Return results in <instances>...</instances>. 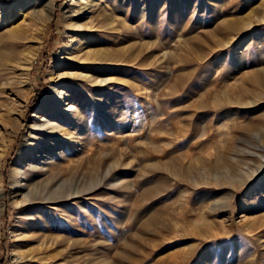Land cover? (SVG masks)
<instances>
[{
	"label": "rangeland",
	"instance_id": "obj_1",
	"mask_svg": "<svg viewBox=\"0 0 264 264\" xmlns=\"http://www.w3.org/2000/svg\"><path fill=\"white\" fill-rule=\"evenodd\" d=\"M7 50L0 264H264V0H0Z\"/></svg>",
	"mask_w": 264,
	"mask_h": 264
},
{
	"label": "bare ground",
	"instance_id": "obj_2",
	"mask_svg": "<svg viewBox=\"0 0 264 264\" xmlns=\"http://www.w3.org/2000/svg\"><path fill=\"white\" fill-rule=\"evenodd\" d=\"M12 33L13 32L9 33L10 38L15 35V34L13 35ZM25 54L26 53H21L20 51L16 52V51H10V50L0 52V75L3 73V71L8 70L10 62L15 59L12 63L14 65L13 67L14 68L16 67L20 71V75L24 74L25 75L24 77H26L27 70L30 68V65H31L30 61L33 58V55L29 56V55H25ZM58 57H59L58 60H60V61L67 60L69 58L63 49L58 54ZM88 57H89L88 55L85 56L84 60L89 59ZM6 59H7V61H5ZM0 80H1V78H0ZM19 83L20 84L23 83V77L20 79ZM56 84H59V83H56ZM56 84H53L47 90L45 97H44V101L48 100V103L51 106L61 107V103L63 101L65 92H63L61 89H59ZM7 91L18 93V92H16V90H14L12 87H10L9 83H6L3 80H1L0 81V107L2 106L4 108V113L2 114V117L4 119L6 118L9 120V118L11 117V115L13 113H16L17 111H20V110H18V104L16 103V101H14V99L11 98L12 94H9ZM5 125H6V123H4V126ZM41 132L46 134L47 136H55L54 134H57V132H58L57 122L55 121V119L50 120V121H44L43 119L35 120L30 125V132H29V137H28L29 139H27V140H30L31 142H35L36 141L35 138L39 137L38 135L42 134ZM25 148H28L30 150V153H29L30 158H33V160L34 159H40V158L44 157V152L42 150H39L38 148H36V146H34V145L31 146V145H29V143H25V142H22L21 148L19 149L18 153L21 154ZM1 157H2V152H0V158ZM31 164L32 163H30V166L32 167ZM19 184H20V182L16 181L14 183V187H19ZM28 187H29L30 192L32 193V196H33L30 198V200L34 201L36 199V195L39 193H38L37 189L33 190V188H32L33 186L30 187V185H29ZM1 196H3V194H2V188L0 186V197ZM0 214H1V209H0ZM18 257L22 258V255H19Z\"/></svg>",
	"mask_w": 264,
	"mask_h": 264
}]
</instances>
